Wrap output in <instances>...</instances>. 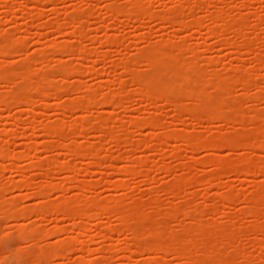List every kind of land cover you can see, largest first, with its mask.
<instances>
[{"label": "rangeland", "instance_id": "1", "mask_svg": "<svg viewBox=\"0 0 264 264\" xmlns=\"http://www.w3.org/2000/svg\"><path fill=\"white\" fill-rule=\"evenodd\" d=\"M0 97V264H264V0H0Z\"/></svg>", "mask_w": 264, "mask_h": 264}, {"label": "bare ground", "instance_id": "2", "mask_svg": "<svg viewBox=\"0 0 264 264\" xmlns=\"http://www.w3.org/2000/svg\"><path fill=\"white\" fill-rule=\"evenodd\" d=\"M129 11H130V10H129ZM132 12H134V11H132ZM80 14H81V13H80ZM80 14H78V15H80ZM129 14L131 15V12H130ZM78 15H77V16H78ZM84 15H85V14H84ZM84 15H83V16H84ZM81 17H82V16H81ZM77 19H78V18H77ZM79 19H81V18H79ZM82 20H83V18H82ZM62 50H63V48H62ZM152 60L155 62V63H154V64H155L154 67L157 66L156 64H157V62H159V61H158L159 58H158V59H157V58H156V59H152ZM168 64H169V63H168ZM124 65H125V64H124ZM152 66H153V65H152ZM125 67H128V66H125ZM24 69H26V67H24ZM67 69H68V68H67ZM18 70L20 71V69H18ZM18 70H17V71H18ZM21 70H23V69H21ZM68 70H69V69H68ZM74 70H75V69H74ZM128 70H129V67H128ZM72 71H73V69H72ZM129 71H130V70H129ZM5 74H6V72H5ZM154 79H155V78H154ZM155 80H156V79H155ZM149 81H150V80H149ZM162 81H163V80H162ZM153 82H154V81H153ZM149 85H150V83H149ZM149 85H148V86H149ZM178 86H179V85H178ZM176 88H177V87H176V85H175V88H173V89H174L173 91H175ZM61 89H64V88H61ZM182 89H183V88H182ZM182 89H181V91H182ZM43 90H44V89H43ZM43 90H41V91H43ZM45 91H46V90H44V92H45ZM48 91H49V90H48ZM177 91H178V90H177ZM179 91H180V90H179ZM44 92H43L42 94H44L45 96H47V92H45V93H44ZM167 92H168V94H169V90H167L166 92H162V93H163L162 95L165 96V94H166ZM170 92L176 95V92H172L171 90H170ZM182 92H183V91H182ZM30 93H31V92H30ZM146 93H148L149 95H151V92L149 93L148 90H146ZM164 93H165V94H164ZM9 95H10V94H9ZM18 95H19V94H18ZM49 95H50V94H49ZM170 95H171V94H170ZM170 95H169V96H170ZM11 96H12V95H11ZM20 96H21V95H20ZM31 96H32L31 99H34L35 96H34L33 93L31 94ZM2 97H3V96H2ZM49 97H50V96H49ZM113 97H115V96H113ZM150 97L152 98V97H154V96L151 95ZM167 97H168V95H167ZM0 98H1V97H0ZM3 98H4V97H3ZM90 98H91V97H90ZM90 98H89V100H90ZM115 98H116V97H115ZM115 98H113V99H115ZM177 98H178V97H177ZM8 99H9V97H8ZM11 99L13 100V97H11L10 100H11ZM14 99H17V97H15ZM92 99H93V98H92ZM92 99H91V100H92ZM113 99H112V100H113ZM21 100H23V99L21 98ZM107 100H111V98H110V99H107ZM107 100H106V101H107ZM118 100H119V99H118ZM25 101H26V102H29L28 100H25ZM116 101H117V100H116ZM0 102L2 103L3 101L0 100ZM85 102H87V101H85ZM85 102H84V103L81 102V103H82V104H85ZM107 102H108V101H107ZM4 103L6 104V106L9 105V103H8V101H7L6 99L4 100ZM13 103H14V102H13ZM16 103H17V102H16ZM81 103H78L77 105H81ZM105 103H106V102H105ZM174 103H175V102H174ZM70 104H71V103H70ZM88 104H89V103H88ZM3 105H4V104H3ZM68 106H69V105H68ZM72 106H73V105H72ZM72 106H71V107H72ZM81 106H83V105H81ZM86 106H87V105H84L83 107H79V106H78V107H79V108L87 109ZM63 107H65V108H63ZM63 107H62L63 109H66V108L69 109V107H67V105H65V106H63ZM76 107H77V106H76ZM78 107H77V108H78ZM85 107H86V108H85ZM178 107H179V106H178ZM206 108H207V107H206ZM72 109H73V107H72ZM74 109H75V108H74ZM84 109H83V110H84ZM199 109H201V108H199ZM70 110H71V109H70ZM178 110H179V109H178ZM200 112H201V111H200ZM203 112H204V109H203ZM210 114L212 115L211 112H210ZM195 115H196V114H195ZM197 115H198V114H197ZM205 115H206V114H205ZM88 122H89V121H88ZM146 122L150 123V124H148V125H150V126H152V127H154L152 124H155V125L159 124L158 121H157L156 119H154V118L147 119ZM146 122H145V123H146ZM143 123H144V122H143ZM75 125H76V124H74L73 126H75ZM140 125H141V124H140ZM146 125H147V123H146ZM87 126H88V124H86V122H84V123L81 124V129H82V130H86V129H87ZM45 127H46L45 129H47V131H48L49 134H53V135H56V136L64 135V133L66 132V131L64 130V126H62L61 124H57L56 126H52V125H51V126H45ZM74 129L76 130V127H75V128L72 127L70 131H72V130H74ZM75 130H74V131H75ZM45 131H46V130H45ZM47 131H46V132H47ZM177 135H178V134H177ZM171 136H173V135L168 136V138H169V139L172 138ZM173 138H174V136H173ZM192 138H193V137H192ZM216 138H217V137H216ZM216 138H215V139H216ZM195 139L197 140V138H195ZM195 139H194V140H195ZM215 139H213V141H211V142H210V140L207 139L209 142H208L207 140L204 141V142H205V143L207 142L206 145H209V146H220V145H222V142H223V143L226 142V141H225V142H224V141H221V139H218V141L215 140ZM196 140L194 141L195 146H196V142L199 141L200 138H198L197 141H196ZM201 140H202V139H201ZM203 140H204V139H203ZM203 140H202V141H203ZM219 140H220V141H219ZM161 141H162V140H161ZM199 143L201 144L202 142H199ZM202 144H204V143H202ZM144 145H145V144H144ZM146 145H147V144H146ZM75 148H76V147H75ZM77 149H78V148H77ZM74 150H76V149H74ZM81 150H82V149H81ZM78 152H79V153H80V152H83V150H82V151H79V150H78ZM6 155H7V154H6ZM3 156H4V155H3ZM95 160H96L95 162L97 163L98 160H97V159H95ZM210 161H211L212 163H214V164H217V163H218L219 165L221 164V163H220L221 161H220V160H217V159H216V160L213 159V161H212V160H210ZM245 163L247 164V162H245ZM249 163H250V162H249ZM50 164H51V163H50ZM52 164H53V163H52ZM218 164H217V165H218ZM44 165H45V164H44ZM141 165H142V164H141ZM219 165H218V166H219ZM242 165H243V164H242ZM249 165H250V168H249ZM47 166H48V165H47ZM221 166H222V165H221ZM221 166H220V167H221ZM223 166H225V164H224ZM243 166H244V165H243ZM252 166H253V167H256L255 165H252ZM52 167H53V166H52ZM216 167H217V166H216ZM253 167H252V168H253ZM217 168H218V167H217ZM221 168H222V167H221ZM224 168H225V167H224ZM244 168H245V167H244ZM261 168H262V167H261ZM261 168H259V170H260ZM250 169H251V164H248V166H246V169H245V170L249 172ZM71 170H72V171H76V170H74V167H72ZM134 170H135V169H134ZM221 170H222V169H221ZM255 170H256V169H255ZM135 171H136V170H135ZM138 171H139V170H138ZM132 173H133V171H132ZM134 173H135V172H134ZM119 186H120V185H119ZM171 189H172V188H171ZM46 190H47V189H46ZM43 192H44V191H43ZM86 198H87V197H85V196L82 197L83 200H85ZM87 200H88V199H87ZM63 201H64V202H63ZM63 201L61 202V203H62L61 205L57 204V205H55V207H54V205H53V206H51V205L42 206V207H40V208L38 209V211H40V213H42V214H43V213L45 214L46 211H49V209H52V210H53V208L56 209V207H57L58 209L64 211V208H65V210H66V207H67V210H68L67 212H70V210H71L72 213H73V215L77 214V212H75V211H74L75 213L73 212V210H72V205H70L71 203L69 204V201H68V200H63ZM81 201H82V200H81ZM82 202H83V201H82ZM88 202H89V201H88ZM88 202H87V203H88ZM92 202H93V201H92ZM67 203L70 205L69 207H68V204H67ZM66 204H67V205H66ZM90 204H91V203H90ZM1 205H2V204H1ZM4 205H5V204H4ZM4 205H3V206H4ZM91 205H92V204H91ZM62 206L64 207L63 209H62V208H59V207H62ZM95 206H96V205H94V207H95ZM1 207H2V206H1ZM44 207H46V210H45ZM47 207H48V208H47ZM49 207H50V208H49ZM91 207H92V206H91ZM103 207H104V208H103ZM3 208H4V207H2L1 209H3ZM43 208H44V209H43ZM87 208H88V207H87ZM87 208H85L86 210L84 209L83 211L80 210V211H82V212H81L80 214H78L77 216H81L82 218H83V217L85 218V217H87V216H93V215L97 214L98 212H100V210H102V209H106V206H104V205H103V206L101 205L100 207H99V206H96L95 208H91V209L89 208L90 210H89V209L87 210ZM47 209H48V210H47ZM98 209H99V211H98ZM107 209H108V208H107ZM42 210H45V212L42 211ZM135 210H136V209H135ZM102 211H105V210H102ZM135 212H136V211H135ZM129 214H130V213H129ZM131 215H132V214H131ZM138 216H139V215H138ZM106 217H107V216H106ZM106 217H105V218H106ZM140 217H141V216H140ZM78 218H80V217H78ZM82 218H81V219H82ZM107 218H108V217H107ZM128 218H129V217H128ZM130 218H132V216H131ZM102 220H103V219H102ZM127 220H130V219H127ZM127 220H125V221H127ZM132 220H133V218H132ZM100 221H101V220H100ZM132 222H134V221H132ZM130 223H131V222H130ZM134 223H135V222H134ZM95 226H97V222H94L93 224H91L90 227H89V229H88V231H93L94 228H95ZM135 226H136V225H135ZM137 226H139V225L137 224ZM142 226H143V225H142ZM138 228H139V229H138ZM138 228H136L137 230L133 231V234L135 233L134 235H135V237H136V242L133 244V245L135 246V248H136V247H137V248L142 247V246H143V240H144V238H143V240H142V235H140V234H142L141 229L143 230V228H142V227H141V228L138 227ZM144 229H145V228H144ZM143 231H144V230H143ZM198 231L200 232V230H198ZM109 233H110L109 231H105V233L102 234V238H106V236L108 237V236H109V235H108ZM143 233H145V232H143ZM146 234H147V233H146ZM151 235H152V234H151ZM160 235H161V234H160ZM162 237H163V235H162ZM148 239L150 240V238H148ZM148 239H147V240H148ZM153 239H154V238H151V240H150L151 243H149V242L147 243L146 240H144V241L147 243V245H149L150 248H151L153 251H158V252H159V251H162V249H164V248H166V250H167L171 245H173V244L165 243V241H164L163 239H162L163 242H162L160 239H157V240L154 239V241H153ZM167 240H168V238H167ZM175 240H176V239H175ZM179 240H180V239H179ZM91 241H92V240H91ZM177 241H178V240H177ZM166 242H168V241H166ZM172 242H173V241H172ZM179 242H180V241H179ZM177 243H178V242H177ZM174 244H175V243H174ZM179 244H181V243H179ZM184 244H185V243H184ZM184 244H183V245H184ZM176 245H177V244H176ZM186 245H187V243H186ZM177 247H178V246H177ZM187 247H188V246H187ZM187 247H186V248L182 247V250H180V248H179L180 251L178 250V252H176V253H178V254H179V257H181V258H187V259H189V260H192V259H193L192 256L189 255V253H188V251L191 249V247H190V248H187ZM183 248H184V249H183ZM176 249H177V248H176ZM13 254H15L16 257L19 256V255L16 254L15 252H14ZM191 262H192V261H191Z\"/></svg>", "mask_w": 264, "mask_h": 264}]
</instances>
